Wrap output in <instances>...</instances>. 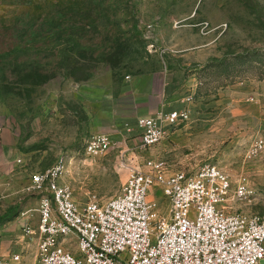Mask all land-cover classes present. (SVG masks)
Returning a JSON list of instances; mask_svg holds the SVG:
<instances>
[{"label":"rangeland","instance_id":"rangeland-1","mask_svg":"<svg viewBox=\"0 0 264 264\" xmlns=\"http://www.w3.org/2000/svg\"><path fill=\"white\" fill-rule=\"evenodd\" d=\"M149 76L157 107L139 109L131 85ZM182 106L189 120L142 151L138 118ZM98 133L112 145L88 156ZM261 138L264 0H0V227L37 215L36 171L64 162L76 203H104L146 158L246 178L232 207L263 215Z\"/></svg>","mask_w":264,"mask_h":264},{"label":"built area","instance_id":"built-area-1","mask_svg":"<svg viewBox=\"0 0 264 264\" xmlns=\"http://www.w3.org/2000/svg\"><path fill=\"white\" fill-rule=\"evenodd\" d=\"M190 114L182 106L139 117L141 150L160 143L168 128ZM112 142L107 133L94 134L84 153L104 154ZM263 146L261 138L255 151ZM127 169L120 193L84 205L62 182L64 162L32 173L29 188L40 194L38 225L35 230L26 223L23 230L39 235L38 264H262L264 214L241 213L231 204L250 196L246 178L233 180L212 163L194 174L171 172L155 158ZM155 188L166 207L150 199ZM0 264H23V259L19 253L0 254Z\"/></svg>","mask_w":264,"mask_h":264},{"label":"crops","instance_id":"crops-1","mask_svg":"<svg viewBox=\"0 0 264 264\" xmlns=\"http://www.w3.org/2000/svg\"><path fill=\"white\" fill-rule=\"evenodd\" d=\"M131 93L137 97L136 106L139 109L157 107L152 102H156L155 100L159 96L154 92L150 76L136 79L131 85ZM1 147L3 145L0 144ZM17 220L18 222H16ZM17 220L0 227V254L19 253L22 256L23 264H38L39 235L37 233L28 234L23 230L26 223L32 225L36 230L38 214L30 217L27 214H20Z\"/></svg>","mask_w":264,"mask_h":264}]
</instances>
